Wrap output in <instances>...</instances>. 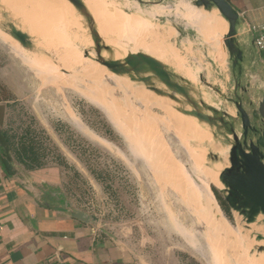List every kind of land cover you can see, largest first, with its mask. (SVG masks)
I'll use <instances>...</instances> for the list:
<instances>
[{
  "label": "rangeland",
  "instance_id": "rangeland-1",
  "mask_svg": "<svg viewBox=\"0 0 264 264\" xmlns=\"http://www.w3.org/2000/svg\"><path fill=\"white\" fill-rule=\"evenodd\" d=\"M117 1L130 12L158 9ZM149 1L169 11L152 20L146 41L160 44L165 64L185 80L190 72L181 71L175 55L195 68L199 82L189 87L197 102L208 96L216 108H232L226 102L234 89L229 57L222 50L223 61L215 62L201 35L174 11L194 0ZM65 14L56 0H0V24L27 28L23 32L31 33L37 47L73 74L61 72L44 54L16 52L15 41L0 31V101L9 102L8 135L35 146L36 158L46 167L60 166L61 186L76 207L98 216L142 258L156 264H264L259 252L264 241H257L258 235L264 237L263 218L247 225L228 205L225 211V193L205 170L218 161L210 153L203 160L190 137L207 140L210 125L178 112L191 110L184 98L180 105L146 88L136 91L141 85L93 66L85 58L91 51L88 19L79 15L80 26H71L62 22ZM96 25L100 33L102 21ZM115 38L111 45L134 50L129 41ZM211 131L230 145L224 134Z\"/></svg>",
  "mask_w": 264,
  "mask_h": 264
},
{
  "label": "water",
  "instance_id": "water-1",
  "mask_svg": "<svg viewBox=\"0 0 264 264\" xmlns=\"http://www.w3.org/2000/svg\"><path fill=\"white\" fill-rule=\"evenodd\" d=\"M67 1L88 19V27L94 43L92 52L94 51L96 55V62L119 77H125L132 83L143 85L149 93L159 98L171 100L180 105H183L181 97L184 98L191 110L176 108L178 112L189 117H195L201 123L209 124L211 128H215L217 133L224 134L230 143L229 162L231 164V168L220 173L219 176L226 188L224 201L230 211L238 213L244 218L247 225L258 223L260 218H263L264 222V94L256 101L249 88H244L241 78L237 79L236 77V70L241 68L244 61V52L237 43L239 13L226 0L193 1V4L197 6L204 5L206 9L217 10L219 15L228 23V33L224 37L223 43L228 51L231 76L235 82V87L232 92L233 96L226 98V102L233 109L220 110L203 101L197 102L189 87L193 84L177 75L174 70L171 72L172 68L151 56L139 54L135 57H128L125 60L126 64L112 58H104L103 54L111 52V49L101 38L96 22L94 18L90 17L87 6L83 0ZM133 1L140 6L163 5L157 1ZM0 31L11 37L28 53L44 54L62 69L61 72L66 75H73L64 70L53 55L39 49L31 36L19 30L15 24H8V27L0 24ZM177 31L182 34L181 30L177 29ZM254 46L259 51L256 41ZM90 53L86 51L85 56L89 57ZM201 79V82L207 83L204 77ZM216 91L221 93L219 89ZM260 92L262 93L259 90L257 94ZM0 154H3L10 164H13L11 146L1 126ZM42 199L47 208L70 214L75 220L85 225L94 226L114 242H119V239L105 228L98 216L76 208L69 197L58 188L45 190ZM257 241H264V237L258 235ZM259 252H264V247L259 248Z\"/></svg>",
  "mask_w": 264,
  "mask_h": 264
},
{
  "label": "crops",
  "instance_id": "crops-1",
  "mask_svg": "<svg viewBox=\"0 0 264 264\" xmlns=\"http://www.w3.org/2000/svg\"><path fill=\"white\" fill-rule=\"evenodd\" d=\"M226 1L240 15L237 43L244 52V61L236 70V77L241 78L244 88H249L257 101L264 94V50L255 49L254 42L260 32L254 30L264 26V0ZM215 12L218 15L215 29L218 24L222 29L221 17L217 10ZM16 44L13 43L14 50L23 54L16 49ZM221 46L219 35L213 55L208 52L215 62L223 61ZM259 90L262 93L258 95ZM0 102V126L13 157V164H10L0 154V264H156L142 258L123 241L114 242L98 228L45 206L42 195L48 188H58L75 207L76 202L61 186L60 166L46 167L41 162V165L30 167L15 157L13 149L19 148L21 143L7 133L9 102Z\"/></svg>",
  "mask_w": 264,
  "mask_h": 264
},
{
  "label": "bare ground",
  "instance_id": "bare-ground-1",
  "mask_svg": "<svg viewBox=\"0 0 264 264\" xmlns=\"http://www.w3.org/2000/svg\"><path fill=\"white\" fill-rule=\"evenodd\" d=\"M60 4H62L65 8V16H63L62 22L64 21L68 25H76L80 26L81 21H79V15L85 17L81 14L78 9L68 2L67 0H56ZM99 1V0H98ZM84 2V1H83ZM117 0L115 1H99L96 4H87L90 17L94 18L95 22L101 20L104 28L99 33L103 40H109V44L105 42V44L111 49V52H105L103 54L104 58H112L116 61H120L123 64L128 57H135L139 54H145L147 56H151L156 60L165 64V60L163 55L161 54V46L156 42H147L146 36L148 31L153 27L154 23L152 20H157L161 17H167L163 11H169L168 8L163 9L162 5H155L153 8H158L156 11H142L138 9L137 12H130L127 8L122 7L120 4H117ZM135 4H137L135 2ZM162 7V9H160ZM162 11V12H161ZM176 15L182 17L187 20L188 26H190L196 33L201 35L200 41L209 48V54L213 55L214 49L218 44L219 35L221 38L222 49L223 52L228 57V51L225 48L223 43L224 37L228 33V23L221 17V21L223 23L222 29H220L219 24L216 26L217 30L215 29L214 23L218 21V15L216 14L215 10L213 9H206L204 5L197 6L196 4H189L185 3L180 8L174 10ZM219 13V12H218ZM87 18V17H86ZM170 23V22H169ZM18 28V27H17ZM176 29V27L174 26ZM19 29V28H18ZM20 30V29H19ZM22 31V30H21ZM39 31V30H38ZM42 32V31H41ZM219 32V33H218ZM4 33V32H3ZM45 32H42L44 34ZM48 33V32H47ZM50 33V32H49ZM28 34V33H27ZM51 34V33H50ZM52 36H57L56 34H51ZM8 36V35H7ZM178 35H173V38H177ZM9 37V36H8ZM35 37V36H34ZM120 39L124 41H129V44L133 45L134 50L128 49L125 46L122 49L119 47L113 46L110 44L111 40ZM11 38V37H10ZM51 42L53 40L49 38ZM35 41V40H34ZM17 43V42H16ZM202 44V45H203ZM94 43L90 37V45L89 48L91 51L90 56L85 58H89L91 63L96 68H104L101 64L95 61V55L92 52V48ZM17 50H20L24 56L28 57H40L41 54H31L28 53L25 49H23L18 43L15 45ZM121 51V53H120ZM176 52L175 50L173 51ZM179 54V53H175ZM175 61L179 65L181 71L184 69L189 70V79H186L191 84L196 85L199 82V78L196 74L195 68L188 67L187 62L183 56H176ZM134 84V83H133ZM140 86V85H139ZM136 91L145 90V88L141 85V87H134ZM147 91V90H146ZM195 99H197L194 96ZM205 103L209 106H213L210 104V100L208 96H204ZM207 140H197L196 137L190 135L192 140L195 143V146L199 149V153L202 156L203 160L206 158L207 154H213L214 159L217 163L214 164L213 168L205 170L213 182H215L221 190L226 194V188L220 180V173L224 172L227 169L231 168V164L229 162V152L230 146L224 145L222 140L218 139L211 131V128L206 130ZM202 153H201V152ZM200 164L204 165V162H200ZM215 173H213L212 171ZM212 210V209H211Z\"/></svg>",
  "mask_w": 264,
  "mask_h": 264
},
{
  "label": "trees",
  "instance_id": "trees-1",
  "mask_svg": "<svg viewBox=\"0 0 264 264\" xmlns=\"http://www.w3.org/2000/svg\"><path fill=\"white\" fill-rule=\"evenodd\" d=\"M35 149L36 147L33 146L32 144L30 146L20 145L19 148L13 149V153L15 154V157L19 159L20 163H23L30 167H34L35 165H41L40 160L38 159V157L36 158L34 154ZM220 201H221V198H220ZM222 205H223V208H225V211H227V208L225 207L227 204L224 200H222Z\"/></svg>",
  "mask_w": 264,
  "mask_h": 264
},
{
  "label": "built area",
  "instance_id": "built-area-1",
  "mask_svg": "<svg viewBox=\"0 0 264 264\" xmlns=\"http://www.w3.org/2000/svg\"><path fill=\"white\" fill-rule=\"evenodd\" d=\"M254 31H259L260 36L256 40V45L259 50H264V26L260 27L259 29H255Z\"/></svg>",
  "mask_w": 264,
  "mask_h": 264
}]
</instances>
